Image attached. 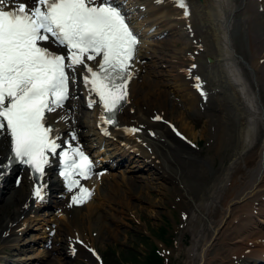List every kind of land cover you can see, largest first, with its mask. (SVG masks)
I'll list each match as a JSON object with an SVG mask.
<instances>
[{
  "label": "bare ground",
  "instance_id": "obj_1",
  "mask_svg": "<svg viewBox=\"0 0 264 264\" xmlns=\"http://www.w3.org/2000/svg\"><path fill=\"white\" fill-rule=\"evenodd\" d=\"M164 1L165 7L156 8L150 7L154 3L153 0H142L145 3L142 5L138 3L136 5L138 9L133 13L139 15L146 13L150 8L163 9L164 13L155 18L160 20L158 23L162 22L158 26L162 28H156L161 29L158 33L167 31L168 34L165 36H168L173 35L175 31L176 34L182 35L183 38L180 37L182 42L176 46L175 51H172L168 60L169 71L175 78L173 84L176 86L175 94L180 98L169 96L170 84L149 77L150 71L147 68L149 63L139 61L135 57L137 60L132 61L130 69L133 75L128 84L129 101L123 104L117 114L118 124H106L99 115L102 112L100 104H96L93 106L95 110L93 125L95 121L101 120L117 141L115 148L121 149V152L141 156L138 157L140 163L149 164L156 170L157 175L174 183L172 189L163 184L162 188L172 195L180 196L179 207L183 208L184 203L188 206L184 229L181 231L184 233L188 230L191 234V242L184 250L185 264H238L264 261V0H186L188 16L183 14L184 9L174 4V0ZM128 6L123 5L125 10ZM161 16L164 17L160 18ZM145 20L146 17H142L138 23L141 24ZM158 33L151 32L149 35ZM166 38L158 39L168 42L170 39ZM173 40L174 43L179 41L175 38ZM150 43L151 40L145 39L143 45L138 46L135 56L138 54L141 58L144 55H151L148 50L155 49ZM97 61L94 63L97 64ZM143 72L142 78L139 79ZM188 72L190 74L187 76ZM193 83L197 87H194ZM161 84L167 85L168 88H162ZM73 90L76 93L81 90L79 79L73 85ZM224 95L228 96L227 100H224L225 103L221 97ZM88 100L89 95L87 104ZM199 101L207 110L203 113L205 121L201 132L204 133V129H212L217 146L221 143L231 144L230 135L233 133L231 126L234 124V118L237 124L236 143L234 146L231 145L233 148L228 155V162L213 171L214 173L203 180L204 182L200 181L202 176L192 173L191 170L199 167V163L196 162L197 155L193 154L180 136L183 135L185 139L192 136L195 138L193 125L187 122L185 110H189ZM80 103L83 104V101L73 99L68 104L70 111L66 109L50 115L52 126L59 129L61 139L64 141L70 139L71 130H76L80 125H90V119H87L89 114L82 115L79 112ZM158 115L162 116V121L154 119ZM61 116L65 119H60ZM171 117L179 123L177 134L167 127L166 122H170ZM64 120L68 121L64 123ZM131 128L141 130L136 133L125 130ZM87 132L89 133V129L86 132L81 131L80 134ZM94 132L97 134L96 137H101L96 129ZM75 142L77 140L73 141ZM10 147V139L7 136L0 137V163L7 159ZM112 154L107 153L106 157ZM108 164L118 166L121 163L113 158ZM17 167H22L19 181L24 182V187L19 181L13 183L16 179L11 177V172ZM98 167L99 165L94 163L93 170ZM53 172L57 170L55 162L52 161L41 178V184L46 186L44 191L52 184L53 188L59 186L60 190L67 192L64 197L66 199L52 200L55 201L54 205L62 207L66 212L63 215L65 219L56 226V229L49 230L48 240L52 241L51 247H47L45 253L38 259L26 260L22 264H64L59 261L62 257L73 259L76 255L90 259L88 253L82 251L81 245L70 241H75V238L82 234L86 239L84 231H90L93 225L97 226V233H103L104 230L113 232L118 229L119 227L113 226L118 220L116 212L134 208L135 203L131 197H137L143 187H149L153 179L148 177L149 180H142L144 177L141 178V175L134 173L124 175L123 172L121 179L123 182H120L112 172H106L99 181L102 188H107L108 193L99 192L97 188V197H101L109 204L106 207L104 206L106 203L101 202L104 204L102 205L89 201L90 205L84 212L86 200L69 206L72 196L78 191L76 188L71 192L67 191L62 178H52ZM141 180L143 184L138 187L137 183ZM32 182L34 179L27 167L18 163L13 164L0 178V206L3 204L4 207H8V210H4L0 215V244L9 239L18 240V231L21 229H15L18 222L23 219L24 223L30 218L29 211L39 206L32 202L36 200ZM89 185L92 187L90 182ZM194 187L199 189L198 194ZM116 204H119L121 209L118 210ZM70 236L74 237L71 239ZM30 244V242L20 244L16 241L13 248L19 252L21 248L30 247ZM70 246H76V249L73 250Z\"/></svg>",
  "mask_w": 264,
  "mask_h": 264
},
{
  "label": "snow or ice",
  "instance_id": "obj_2",
  "mask_svg": "<svg viewBox=\"0 0 264 264\" xmlns=\"http://www.w3.org/2000/svg\"><path fill=\"white\" fill-rule=\"evenodd\" d=\"M174 2L189 15L186 0ZM138 44L115 0H0V137L7 136L11 144L7 162L0 163V178L14 163L43 177L58 155L66 190L79 187L69 206L90 196L76 177L88 179L94 162L73 144L78 138L74 129L69 140L61 139L50 115L66 110L80 78L89 91V107L100 104L103 121L117 125ZM98 58V70H93L88 62ZM45 187L35 188L37 202L45 199Z\"/></svg>",
  "mask_w": 264,
  "mask_h": 264
},
{
  "label": "rangeland",
  "instance_id": "obj_3",
  "mask_svg": "<svg viewBox=\"0 0 264 264\" xmlns=\"http://www.w3.org/2000/svg\"><path fill=\"white\" fill-rule=\"evenodd\" d=\"M158 13L162 14L161 12ZM165 37L167 36H164L163 39ZM180 37L183 38L182 35H179L178 33L174 34V37L171 38L172 40L162 44L163 47L158 46V48L160 49L154 52L155 55H153L151 58L148 57L149 65L147 67L148 70H151V73L148 74L149 77L151 76L153 80H161L167 85L170 84L168 86L169 91H171V94H169V96L177 99L179 95L175 94L176 86L173 85L175 78L173 77V75H171V71H169L170 67L168 66V60L170 59L172 51H175L176 46L182 42L180 40ZM174 38L179 39V41L174 43ZM143 74L144 72L141 74L139 79L142 78ZM167 85H162L161 87L164 88L167 87ZM208 86L210 88L209 84ZM221 97L224 102V100H227L226 98L228 96L224 95ZM181 103L182 101L178 105L180 106ZM228 105L230 104L228 103ZM194 110L196 111L194 112ZM205 110L206 108L204 106H201L200 102L190 107L189 110H185L188 117L187 122H190V124L193 125L194 132L196 134L194 136L195 138H193L192 136V138L189 139L190 141L188 140V143L186 142L185 144L192 150L193 154L197 155L196 162L199 163V167H195L191 171L193 174L199 175L200 177L202 176L200 178L201 182H204L208 176H211L215 172L216 169L228 162V155L236 143L235 128H237L236 119L234 118V124L231 126V129L233 131V133H231L230 135L231 144L224 145V143H221V146H217L216 139H214L215 134L214 132H212V129H204L205 132H201L202 124L205 121V114L203 113L207 111ZM171 121V123H175V125L179 127V123L176 119H172L171 117ZM134 158L131 160L135 161H127L126 166L113 167L112 172H114L115 174H113L117 176L118 179H120V182H123L121 181V172L124 171L125 174H130L131 168H129L130 170H128L124 167H131L129 166V164L131 165L132 162H135L132 164V169H135H133L135 171L133 172L134 174L141 175V178L144 177L142 180H149V178L151 177L153 178L148 188L143 187L142 192L140 193L141 195L139 194L137 197H131V200L135 203V207L131 208L130 210L116 212L118 218V222L116 221L117 224L114 222L110 223H114L115 225L113 224V226H115V228H119L114 230L113 232L111 230H104L103 233H97V226L93 225L90 231H84V233L87 235L86 239L83 234L79 235L82 237V239L84 238L83 240L86 241L87 244L92 245L95 247V249H97V251L102 256L104 264H155V258L152 257V251H155V249H158L159 252L161 251L162 253H164L165 257L169 261V264H185L186 252L184 250L190 244L189 242H191V234L188 230H185L184 233H182L181 231H183L184 229V219L186 218V214L188 213L186 212V210L188 211V206L186 205V203H184V205L182 206L183 208L179 207L178 201L180 200V196H175V194L172 195L171 193L166 192L164 188H162L163 184L168 185V187L172 189L175 186L173 182L157 175L156 170L153 167H150L149 164L145 165L144 163H140L141 161L139 159ZM139 164L141 166H139ZM139 167H143L144 170H140ZM142 180L141 182L137 183L138 187L140 184H143ZM194 189L198 194L199 189L196 187H194ZM102 192H104V194H107V188L103 189ZM50 198L55 199L52 196ZM185 199L186 198H184V201H186ZM93 200L97 204L106 203L101 197H97V193L96 196L93 197ZM11 203L13 204V201ZM107 204L109 203H106L104 206L107 207ZM43 205L44 204L40 205V207H37V209L33 213L34 215L24 221L23 227H20L23 219L18 222L17 226L15 227L16 230L21 228L18 231V240L9 239L8 241L6 240L5 242H2L0 244V264H17V260L21 259L30 261L33 258L38 259L39 256L41 257L45 253L46 249L44 248V246H42L43 241L41 240V237L44 235V231L48 230V226L50 224V221L52 220L51 216L54 213V207L51 205V207H47L49 205ZM89 205L90 204L88 203L86 207H84V212H86V208ZM1 206L0 215L4 210H8V207H4L5 205L3 206L2 204ZM115 207H117L118 210L121 209V206L119 204H116ZM34 217H36V219H33ZM32 240L35 241L32 242ZM16 241L20 244H26L28 242H30L31 244L29 245L30 247H28L29 249L21 248L18 252L17 249L13 248ZM82 251L87 252L90 256V259L83 256L81 257V255H76L75 257H73V259L62 257L59 261L64 262V264L101 263L100 261L92 260L93 258L91 257L90 253L85 250V248L82 249ZM9 252H12V254ZM196 261L197 259L194 260V262ZM240 263L247 264V262H238V264Z\"/></svg>",
  "mask_w": 264,
  "mask_h": 264
},
{
  "label": "trees",
  "instance_id": "obj_4",
  "mask_svg": "<svg viewBox=\"0 0 264 264\" xmlns=\"http://www.w3.org/2000/svg\"><path fill=\"white\" fill-rule=\"evenodd\" d=\"M152 257L155 258V264H161L160 258L156 255L154 251H152Z\"/></svg>",
  "mask_w": 264,
  "mask_h": 264
}]
</instances>
